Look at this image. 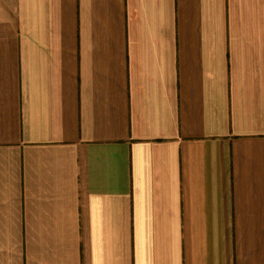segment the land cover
Returning a JSON list of instances; mask_svg holds the SVG:
<instances>
[{
  "label": "crops",
  "instance_id": "0c3cea01",
  "mask_svg": "<svg viewBox=\"0 0 264 264\" xmlns=\"http://www.w3.org/2000/svg\"><path fill=\"white\" fill-rule=\"evenodd\" d=\"M0 264H264V0H0Z\"/></svg>",
  "mask_w": 264,
  "mask_h": 264
}]
</instances>
